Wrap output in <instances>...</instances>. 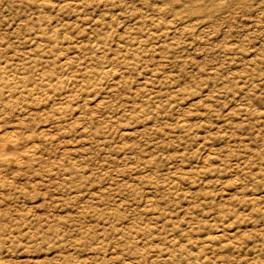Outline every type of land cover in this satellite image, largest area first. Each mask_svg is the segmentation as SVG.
I'll return each instance as SVG.
<instances>
[{"label":"rangeland","instance_id":"374dc122","mask_svg":"<svg viewBox=\"0 0 264 264\" xmlns=\"http://www.w3.org/2000/svg\"><path fill=\"white\" fill-rule=\"evenodd\" d=\"M0 264H264V0H0Z\"/></svg>","mask_w":264,"mask_h":264},{"label":"bare ground","instance_id":"6f19581e","mask_svg":"<svg viewBox=\"0 0 264 264\" xmlns=\"http://www.w3.org/2000/svg\"><path fill=\"white\" fill-rule=\"evenodd\" d=\"M4 138H6L7 140H12V139H11V136L8 134V132L5 133V134L0 135V143H1V141H2ZM3 154H4V153H3V151H2V147H1V144H0V157H1V158H3V157H2Z\"/></svg>","mask_w":264,"mask_h":264}]
</instances>
